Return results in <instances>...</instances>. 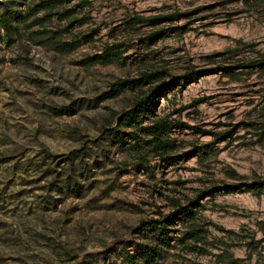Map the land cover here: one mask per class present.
I'll list each match as a JSON object with an SVG mask.
<instances>
[{"label": "rangeland", "instance_id": "1", "mask_svg": "<svg viewBox=\"0 0 264 264\" xmlns=\"http://www.w3.org/2000/svg\"><path fill=\"white\" fill-rule=\"evenodd\" d=\"M87 1L80 23L41 10L0 40V264H264V190L244 184L264 178V67L239 66L264 55V0ZM187 67L208 70L156 107L179 158L140 160L110 132L137 89L112 83ZM176 201L192 212L168 235L201 229L205 250L173 238L148 262L142 221Z\"/></svg>", "mask_w": 264, "mask_h": 264}, {"label": "trees", "instance_id": "2", "mask_svg": "<svg viewBox=\"0 0 264 264\" xmlns=\"http://www.w3.org/2000/svg\"><path fill=\"white\" fill-rule=\"evenodd\" d=\"M71 0H0V40L5 38H14V32L18 31L19 25L25 27L32 25L33 22L39 21L41 17L38 13L41 10L47 11L48 15L57 12L60 18L67 17L69 25L80 23L85 18L84 14L77 13V8L82 7L88 2L87 0H76L70 4ZM187 13L174 12L167 15L153 17H136L138 20H145L151 24H157L166 18L178 19L181 15ZM162 30H156L151 34L152 37L160 35ZM111 47L107 48L108 52ZM95 59L105 62L110 55L95 54ZM239 66H259L264 67V55L250 59L248 62L240 63ZM225 72L232 71L235 65L220 66ZM216 69V68H213ZM208 69H193L187 67L186 70L176 75H166L159 70L141 72L138 77H122L112 83L114 93L123 90L126 86H134L137 91L129 106L114 112L113 121L117 127H111V137L113 140H124L129 136L136 147L142 153L140 160H143V154L153 151L162 159L165 164L174 162L178 155H171V143L168 131L171 128V120L166 117L156 115V107L160 98L165 96L176 86L184 87L189 81L197 79L204 71ZM220 137H225L222 134ZM249 190L260 194L264 190V178L255 179L244 183ZM229 185H226V187ZM176 209L162 215L159 218L142 221L144 227L152 226V246L142 247L145 259L148 262H154L160 255L162 243L170 244L173 238H177L183 243L189 244V248L196 252H203L205 248L199 240L201 238V229H189L180 237L168 232L172 230L170 225L176 214H189L192 209L187 204L179 201L175 202Z\"/></svg>", "mask_w": 264, "mask_h": 264}]
</instances>
